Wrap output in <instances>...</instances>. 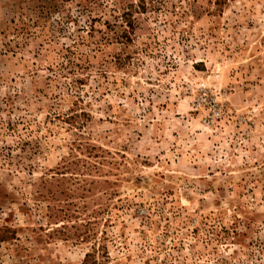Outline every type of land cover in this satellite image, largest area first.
Returning a JSON list of instances; mask_svg holds the SVG:
<instances>
[{"label":"rangeland","instance_id":"374dc122","mask_svg":"<svg viewBox=\"0 0 264 264\" xmlns=\"http://www.w3.org/2000/svg\"><path fill=\"white\" fill-rule=\"evenodd\" d=\"M264 264V0H0V264Z\"/></svg>","mask_w":264,"mask_h":264},{"label":"trees","instance_id":"16d2710c","mask_svg":"<svg viewBox=\"0 0 264 264\" xmlns=\"http://www.w3.org/2000/svg\"><path fill=\"white\" fill-rule=\"evenodd\" d=\"M84 264H92V263L89 261V259H87Z\"/></svg>","mask_w":264,"mask_h":264}]
</instances>
